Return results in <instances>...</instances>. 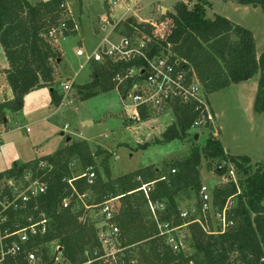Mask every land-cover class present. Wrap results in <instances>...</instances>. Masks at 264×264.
I'll use <instances>...</instances> for the list:
<instances>
[{
	"label": "trees",
	"instance_id": "1",
	"mask_svg": "<svg viewBox=\"0 0 264 264\" xmlns=\"http://www.w3.org/2000/svg\"><path fill=\"white\" fill-rule=\"evenodd\" d=\"M191 1L179 0L174 12L163 16L160 29L151 24L145 26L144 33L157 42L154 51L160 46L171 45L173 53L192 66L208 95L260 73L254 111L264 114V53L257 58L252 32L220 15L214 19L205 18V4L198 2L190 8L188 2ZM235 1L241 5L260 6L264 12V0ZM63 3L65 0L35 4L28 0H0V46L8 62L6 81L13 93L11 99L0 103L1 124L7 121L9 113L22 110L25 96L33 91L50 88L52 103L61 104L63 94L55 87L54 78V64L61 59V53L47 34L64 20V10L60 8ZM66 23L68 29L64 34L74 35L73 22L67 19ZM130 65L92 62L89 65L91 82L78 87L80 99L113 90L112 79L116 72ZM176 114L177 121L167 128L153 124L152 136L156 143H169L189 135L196 114L186 111ZM148 146L146 143L140 148ZM103 153H93L87 141L69 142L53 154L22 166L23 170H33L46 183L47 190L29 205L25 214L9 212L4 226L13 229L16 223L25 225L24 216L32 215L33 221H38L40 215H44L48 221L45 234L26 246L28 251L39 248L43 264H52L45 247L52 242L60 246L68 264H85L96 258L95 253H103L97 222L92 221L85 206L71 196L73 189L63 181L75 177L74 162L81 174L72 185L77 194L93 196V203L88 206L100 205L112 198L120 201V208L111 220L119 230V247L127 252L119 264H264V172L249 173L247 156L228 155L220 140L209 134L201 149H191L187 157L167 163L162 169L154 165L142 166L112 178L109 155L101 164L102 171L96 165V158ZM203 159L210 161V165L217 161V166L222 162L233 163L244 175L238 185L224 183L212 189L214 209L222 211L228 201L233 200L226 211L227 221L232 225L222 234L211 235L197 223L188 224L194 254L174 253L163 238L158 237L152 214H146L144 209L150 211L149 202L162 204L163 208L157 210L160 222L171 223L174 227L189 223L191 219L181 217L178 198L182 194L189 198L190 193H194L195 205L199 206ZM41 163H45V167H40ZM19 169L11 168L1 173L0 178L20 175ZM88 169L95 172L91 185L83 176ZM223 172L215 168L217 175ZM143 185H148L147 196L140 190ZM65 198H71L67 208L63 207ZM18 259L20 264H26L22 255ZM5 264L14 263L6 261Z\"/></svg>",
	"mask_w": 264,
	"mask_h": 264
},
{
	"label": "rangeland",
	"instance_id": "2",
	"mask_svg": "<svg viewBox=\"0 0 264 264\" xmlns=\"http://www.w3.org/2000/svg\"><path fill=\"white\" fill-rule=\"evenodd\" d=\"M28 1L34 4L42 0ZM115 1L117 0H65L77 28L76 35L60 40L56 45L52 42L63 56L61 62L54 66L55 87L59 92H64L61 84L71 83L75 73L79 71V65L83 63V59L75 54L79 43L83 44L86 53L92 54L102 37L110 32L112 39L122 37L142 39L145 37V26L153 24L160 29L163 16L167 12L173 13L179 0H124L114 6ZM208 1L210 4L207 0H192L190 8L197 2L205 4V18L214 19L216 15H220L249 29L254 36L256 55L259 58L264 53L262 8L241 5L235 0ZM160 6L166 9H161ZM104 18L108 24L102 23ZM117 21L120 22L116 24ZM112 24L117 25L115 30L111 27ZM127 26H130L129 29ZM159 32L161 33V30ZM4 59L0 46V88L4 92L0 93V103L7 89ZM259 78L260 73H257L248 81L233 84L209 95L210 105L217 117L214 127L200 128L194 133L189 132L183 139L160 144L154 141L156 139L152 136L154 130L140 127V124L130 125L126 121L123 105L115 89L98 93L86 100L80 99L78 87L91 82V70L87 68L75 78L72 91L59 106L52 103L50 88H42L25 96L22 110L8 114L7 121L1 125L5 134L0 144V173L41 156L51 155L67 142L87 141L93 153L104 152L96 158V165L100 171L102 162L109 155L111 177L116 178L142 166L154 165L162 169L167 163L187 157L191 149L195 147L201 149L209 134L220 140L228 155L247 156L249 173L264 172V114L254 111ZM21 127H27L30 131L27 133ZM146 143H149L148 147L140 148ZM74 163L72 169L75 173L73 176L76 177L81 174V170L77 162ZM217 163L215 161L210 165V161L206 159L201 163V182L210 189L225 183L215 173ZM236 173L239 179H244L239 170ZM178 199L181 210L189 209L196 204L194 193H190L189 198L182 194ZM93 200V196L88 194L85 205L92 204ZM111 205L114 206L116 213L120 208V201L115 200ZM144 210L150 215L147 208ZM85 211L92 221H101L99 207L90 210L85 208ZM209 216L211 228L217 229L216 216L214 213ZM182 231H186V228ZM184 253L194 254L191 242L187 241ZM126 254V251L121 250L117 254V261ZM108 259H105V262L101 261V264H111Z\"/></svg>",
	"mask_w": 264,
	"mask_h": 264
},
{
	"label": "built area",
	"instance_id": "3",
	"mask_svg": "<svg viewBox=\"0 0 264 264\" xmlns=\"http://www.w3.org/2000/svg\"><path fill=\"white\" fill-rule=\"evenodd\" d=\"M119 1L123 2L124 0H117L113 2V5L120 4ZM60 8L64 10V20L59 26L50 29L47 34V38L55 45L60 40L67 38L64 34V31L68 29L67 19L73 22V31H76L77 28L68 5L63 3ZM116 26L112 27L113 30ZM153 26L158 29L157 25ZM159 35L163 37L160 32ZM156 44L157 42L146 34L144 38L139 40L130 37L112 39L110 35H107L92 54L86 53L83 48H78L76 56L83 59V63L79 65V71L71 83L64 82L61 84L64 91L62 101L72 91L74 80L78 74L92 62L103 64L110 61L115 64H131L128 67L120 68L112 79L114 89L117 91L123 105L126 121L130 125L140 124V127L154 130L153 124L157 123L167 128L177 121V111L178 113L186 111L196 114L188 134L189 132L194 133L200 128L214 127L216 116L210 105L209 95L198 81L192 66L173 53L171 45L166 48L160 46L157 51H154ZM0 93L4 94L1 88ZM9 98L5 93L1 103L9 100ZM1 125L0 123V144L5 134L1 129ZM21 128L25 129L27 133L30 131L27 127ZM39 166L43 168L45 163H41ZM215 168L218 172L225 170L220 175L225 183L238 185L237 168L233 163L223 162ZM83 176L87 178L88 184H93L95 172L92 169H88ZM76 179L74 177L63 180L73 189L71 196L76 197V201L82 203L88 210L99 207L102 216L96 227L103 253H95L96 258L89 259L85 264H94L95 262L101 264V261L105 262L107 258H109V263L119 264L120 259L117 261V254L122 250L118 243L119 230L116 225L111 223L118 212V210L116 213L114 212V206L111 203L118 200V198L109 199L96 206L85 205L88 194L80 195L76 193L72 185ZM147 186L143 185L140 189L146 196ZM46 190V183L36 176L31 169L23 170L21 168L20 175L0 178V264H5L6 261L20 264L18 257L21 255L26 264H43L39 248L28 251L26 246L38 236L45 234L48 221L44 215H40L41 218L38 221H33L32 215L24 216L25 225L19 222L16 223L13 229L5 227L4 224L8 219L9 212L25 214L29 205L34 203L39 195L45 193ZM198 199L199 206L194 205L189 209L181 210V217L191 219V221L177 227H174L171 223L159 221L157 210L163 208L162 204L148 203L152 219L157 225L158 237L163 238L165 244L174 253L184 252L187 241L191 242V236L187 228L188 224L197 223L211 235L222 234L229 225H232L226 218V211L231 203L230 200L222 211L214 209L212 189L204 184H201L199 188ZM70 204L71 198L63 200L64 208L69 207ZM211 213H214L218 220V227L215 230L211 228L209 220ZM184 228L188 233L182 231ZM45 247L49 251L48 254L52 264H68L58 244L52 242L45 245Z\"/></svg>",
	"mask_w": 264,
	"mask_h": 264
},
{
	"label": "crops",
	"instance_id": "4",
	"mask_svg": "<svg viewBox=\"0 0 264 264\" xmlns=\"http://www.w3.org/2000/svg\"><path fill=\"white\" fill-rule=\"evenodd\" d=\"M42 1H44V0H42ZM214 1H220V0H214ZM29 2H30V1H29ZM38 2H40V1H38ZM207 2H208V4H210V1L207 0ZM36 3H37V2H36ZM197 3H198V2H197ZM34 4H35V3H34ZM195 4H196V3H195ZM188 5H189V7H190L191 2H188ZM160 8H161V9H163V8L166 9L164 6H160ZM167 11H168V10H167ZM109 20H110V19H109ZM119 22H120V21H117L116 24L119 23ZM102 23H103V24H104V23L108 24V22H106V18H104V19L102 20ZM116 24H112L111 27H114ZM102 30L104 31L105 28H103ZM110 33H111V32H110ZM110 33L104 35V36L102 37L101 41L104 39V37H106L107 35H110ZM74 35H76V31H75V34H74ZM74 35H72V36H74ZM69 37H70V36H69ZM101 41H100V43H101ZM100 43H99V44H100ZM99 44L97 45V47L99 46ZM78 48H83V44H82V43H81V44L79 43V46L76 48V51H77ZM83 49H84V48H83ZM59 51H60V50H59ZM60 53H61V51H60ZM3 54H4V53H3ZM75 54H76V52H75ZM4 57H5V56H4ZM62 58H63V56H62V53H61V59H60L58 62H56V63L54 64V66H56V64L60 63L61 60H62ZM4 61H5V70H6V69H8V62H7L6 58L4 59ZM87 68H89V66H88ZM87 68H86V69H87ZM75 75H76V73H75ZM78 75H79V74H78ZM77 77H78V76H77ZM54 78H55V77H54ZM73 78H74V77H73ZM55 82H56V81H55ZM6 88H7V89H5V90H6L5 93H6V95L8 96V91H9V88H10V87L8 86V84H7V87H6ZM31 93H32V92H31ZM60 93H61V92H60ZM61 94H62V93H61ZM50 96H51V90H50ZM11 98H12V97H11ZM216 120H217V117H216ZM24 130H25V129H24ZM29 130H30V129H29ZM25 132H26V131H25ZM67 144H68V142H67ZM62 148H63V147H62ZM225 152H226V151H225ZM41 157H42V156H41ZM39 158H40V157H39ZM37 159H38V158H37ZM34 160H36V159H34ZM30 161H33V160H30ZM30 161H28V162H30ZM28 162H26V163H28ZM26 163H24V164H26ZM24 164H23V165H24ZM23 165H22V166H23ZM22 166H14L13 168L18 167V168L21 169ZM0 174H1V173H0Z\"/></svg>",
	"mask_w": 264,
	"mask_h": 264
},
{
	"label": "water",
	"instance_id": "5",
	"mask_svg": "<svg viewBox=\"0 0 264 264\" xmlns=\"http://www.w3.org/2000/svg\"><path fill=\"white\" fill-rule=\"evenodd\" d=\"M164 9V8H163ZM8 96L11 98L13 96V93H12V90L9 89L8 91ZM195 139L197 140L198 139V135L195 136ZM69 141V140H68ZM19 171L21 172V169H19Z\"/></svg>",
	"mask_w": 264,
	"mask_h": 264
}]
</instances>
